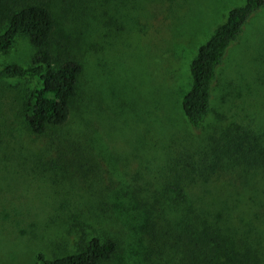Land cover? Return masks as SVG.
<instances>
[{"label": "rangeland", "instance_id": "obj_1", "mask_svg": "<svg viewBox=\"0 0 264 264\" xmlns=\"http://www.w3.org/2000/svg\"><path fill=\"white\" fill-rule=\"evenodd\" d=\"M49 1L59 23L71 16L98 29L85 40L81 91L68 121L44 136L29 133L22 116L31 84L0 79V264L73 255L109 234L83 204L106 188L110 199L118 182L159 178L169 151L196 136L180 108L190 63L245 0H69L70 15L62 13L63 0ZM34 53L20 35L0 55V67L29 66ZM231 125L264 148V7L247 20L217 71L200 137ZM73 145L78 149L70 153ZM80 158L93 171L87 179L85 170L67 174L69 162Z\"/></svg>", "mask_w": 264, "mask_h": 264}, {"label": "trees", "instance_id": "obj_2", "mask_svg": "<svg viewBox=\"0 0 264 264\" xmlns=\"http://www.w3.org/2000/svg\"><path fill=\"white\" fill-rule=\"evenodd\" d=\"M63 3L62 13L73 14L69 0ZM263 7L264 0H245L199 46L189 66L190 88L180 100L196 136L169 151L168 163L156 170L159 178L118 182L110 199L104 189L83 206L109 234L91 238L73 255L38 254L34 264H264V178L258 175L264 172V148L233 125L200 137L217 71L247 20ZM96 14L94 8L91 18ZM70 17L59 23L49 0H0V55L20 35L35 49L29 66L0 67V79L31 84L22 116L35 136L63 126L80 95L85 40L98 24L80 25ZM81 160H71L67 174L85 170L87 179L93 171Z\"/></svg>", "mask_w": 264, "mask_h": 264}]
</instances>
